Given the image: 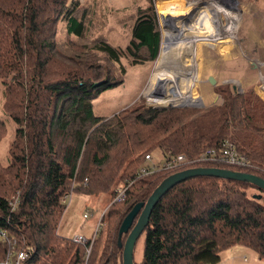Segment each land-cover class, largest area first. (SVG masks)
<instances>
[{
	"label": "trees",
	"instance_id": "trees-1",
	"mask_svg": "<svg viewBox=\"0 0 264 264\" xmlns=\"http://www.w3.org/2000/svg\"><path fill=\"white\" fill-rule=\"evenodd\" d=\"M147 2L120 49L101 35L85 38L90 21L80 0H0L3 109L17 125L9 163L0 164V262L24 251V264H121L127 236L118 237L122 220L167 176L219 167L264 179V103L250 90L236 94L219 87L220 103L208 109L135 107L111 116L94 113L92 102L101 92L123 84L125 63L154 62L159 54L158 19L153 1ZM155 4L159 10L164 5L163 0ZM61 22L64 41L58 38ZM160 65L157 60L149 84L162 100ZM169 71L163 72L166 83ZM155 99L145 94L143 102L157 106ZM4 133L0 120V139ZM224 141L250 167L194 163ZM159 150L165 160L183 156L182 168L137 177L145 155ZM120 188L125 196L113 202ZM15 193L12 209L9 200ZM73 193L111 196L106 225L88 257L89 243L73 244L58 235L66 211L63 198ZM262 195L248 182L206 176L174 185L153 207L139 238L141 260L133 258V264H217L220 253L234 245L252 249L264 261Z\"/></svg>",
	"mask_w": 264,
	"mask_h": 264
},
{
	"label": "rangeland",
	"instance_id": "rangeland-1",
	"mask_svg": "<svg viewBox=\"0 0 264 264\" xmlns=\"http://www.w3.org/2000/svg\"><path fill=\"white\" fill-rule=\"evenodd\" d=\"M152 1L158 19L159 33H161L159 54L154 62H143L142 65L128 66L127 63L122 62L126 68L123 84L114 87L113 90L101 92L99 97L92 102V108L96 115L111 116L114 112L135 107L208 109L220 103V97L215 89L222 86L233 89L236 94H243L244 91L250 90L257 100L260 99L264 103V0H163L164 5L161 10L155 4L156 0ZM178 3H183V6L175 8L174 5ZM80 5L86 7V15L90 21L85 38L92 40L101 35L114 47L123 49L130 38V27L135 20L136 13L140 8H145L149 4L147 0H80ZM196 16L197 18H195ZM233 18L237 19V22L225 34L224 28L228 27ZM207 21L216 26L209 29H214L215 32L216 29H220L222 35L210 37L211 40L208 42L210 45L200 43L195 63L184 59V63L189 62L190 72L194 69L193 65H198V81L192 83L191 88L189 79L192 76L183 73V76L180 75L179 79L176 76L175 79L174 65L177 63L176 60L179 62V59L184 56L182 46H186V42H195L191 44L194 51V46L198 44L196 42L205 40L201 35H207V32L202 28V25ZM63 26L64 24L61 22L58 32L60 41L65 40ZM167 27H169L168 31ZM172 30H182L179 39L177 37L175 41L177 50L181 52V56L177 57L176 55V59L173 47L170 53H167L163 48V41L167 35L170 36ZM157 60L161 63L160 72L164 77V83L162 82L159 87L160 98L164 102L159 100L158 91H155L149 84ZM183 62L181 63L183 64ZM169 68L171 78L169 77L170 79L166 83L163 72L168 74ZM209 78L214 81L213 85L209 83ZM177 79V83H172ZM3 89V84L0 81V120L5 125V133L0 139V164L5 166L9 163L8 150L14 141L17 125L11 121L3 109ZM175 93L179 95L177 101H171ZM145 94H151V96L155 94L157 106L145 104L143 102ZM191 95L197 96L199 104L196 105L193 101H188V99L193 100ZM165 104L171 106H164ZM150 155L152 163L162 165L165 158L160 150ZM217 165L223 166L224 164L217 163ZM249 193L258 192L251 190ZM16 194L12 195L9 200L12 209L16 206ZM263 197L262 195L261 199ZM110 203L111 196L108 194L99 196L70 194V199L65 202L64 217L62 216L59 222V234L69 236L65 237L68 239L75 234H82L86 239H89L98 220L102 224L101 230L105 227L106 211ZM85 213H89L87 220L82 218ZM142 241L143 238L139 239L135 245V262L141 260ZM246 259L248 260V258Z\"/></svg>",
	"mask_w": 264,
	"mask_h": 264
},
{
	"label": "water",
	"instance_id": "water-1",
	"mask_svg": "<svg viewBox=\"0 0 264 264\" xmlns=\"http://www.w3.org/2000/svg\"><path fill=\"white\" fill-rule=\"evenodd\" d=\"M209 83L214 84V81L209 78ZM184 107V106H180ZM212 177L221 178L225 180H234L239 182L250 183L256 186L259 190L264 191V179L254 176L252 174H243L238 171H231L223 168H207V167H193L187 170L177 171L174 174L167 176L160 184L151 192L145 203H138L134 205L131 211L124 217L118 230V237L123 234H127L126 240L122 248L121 264H133L134 248L148 225V220L153 207L158 203L160 198L166 194V192L173 188L174 185L188 180L192 177ZM261 196L258 197L260 199ZM264 203V197H263ZM135 222L133 223V221Z\"/></svg>",
	"mask_w": 264,
	"mask_h": 264
},
{
	"label": "built area",
	"instance_id": "built-area-1",
	"mask_svg": "<svg viewBox=\"0 0 264 264\" xmlns=\"http://www.w3.org/2000/svg\"><path fill=\"white\" fill-rule=\"evenodd\" d=\"M194 163H222L226 166L229 167H236V168H241V169H247L250 167V162L247 161L239 152L237 151L236 147L230 144L227 141H224L217 149H206L205 151L202 152V154L194 160ZM183 162H185V159L183 156L178 155L170 160H165L163 161L162 165L161 164H155L152 163L151 160V155L147 154L145 155L144 158V166L141 167L137 173V177L142 178L145 176H148L150 174L159 172V170H164L167 172H174L175 170H179L183 166ZM192 163V162H188ZM186 163V165L188 164ZM125 188H120L116 192V197L113 202L121 201L123 200L125 196ZM70 199V194L65 195L63 198V202H67V200ZM89 217V213H85L82 215L83 220H87ZM95 230L92 234V236L89 239H86L83 235L81 234H75L70 238L71 242L74 244H85L89 243V248L86 251V256H89V251L91 248V245L94 241L95 236L99 233V231L102 228V224L98 220L96 223ZM4 238V233L0 232V239ZM15 242L13 241V244ZM28 255L27 252L24 251H19L16 255L10 253L7 255L6 259L3 260L0 264H24Z\"/></svg>",
	"mask_w": 264,
	"mask_h": 264
},
{
	"label": "bare ground",
	"instance_id": "bare-ground-1",
	"mask_svg": "<svg viewBox=\"0 0 264 264\" xmlns=\"http://www.w3.org/2000/svg\"><path fill=\"white\" fill-rule=\"evenodd\" d=\"M222 10V9H221ZM223 13H225V12H223ZM214 14H215V12H214ZM208 16V15H207ZM223 17H224V15H223ZM226 17H230V16H226ZM232 17V16H231ZM235 17V16H234ZM195 18H197V16L195 17ZM218 19V18H217ZM227 19V18H226ZM175 21V20H174ZM205 21V20H204ZM228 21V20H227ZM176 22V21H175ZM216 22V21H215ZM235 22H237V19H235V18H233L232 19V21L229 23V25H228V27H225L224 28V33L225 32H229V30H231L233 27H234V23ZM219 23V22H218ZM221 23V22H220ZM219 23V24H220ZM213 26H215V24H211L210 22H204L203 23V25H202V28H204L205 30H206V32H207V35H204V34H202L201 35V37L202 38H205V40H197L198 42H196V43H198V44H196L194 47H195V50L193 51V47L191 46V44L192 43H195V42H186V46L184 45V46H182V48H183V50H184V56L182 57V58H180L179 59V62L176 60V64L174 65V73H175V79H176V76H178V79L180 78V75L181 76H183V73H187L188 75H190V76H192L190 79H189V81H190V85H191V88H192V83H196L197 81H198V65L196 64V65H193V71L192 72H190L189 71V68H188V64H189V62H183L184 61V59L186 58V59H188V61H192V63H195L196 61V58H197V56H198V54H199V45H200V43H203L204 45L205 44H207L210 40H211V38H214L215 36H221L222 34H220V33H222L221 31H220V29H216V32H215V30L213 29H209V28H211V27H213ZM219 26V25H218ZM222 26V25H221ZM216 27V26H215ZM219 28V27H218ZM223 30V29H222ZM182 31V30H181ZM181 31H179V30H176V31H171L170 32V36H168L167 35V37L164 39V41H163V48H164V50L167 52V53H170V51H171V48L173 47V50H174V54H175V59L177 58V57H180L181 56V52L179 51V50H177V45H175V41L177 40L176 38L178 37V39H179V37H180V35L182 34V32ZM184 32V31H183ZM206 32H202V33H206ZM226 34V33H225ZM174 37H175V39H174ZM211 37V38H210ZM217 37V38H218ZM216 38V39H217ZM204 41V42H203ZM215 42H217V41H215ZM218 43V42H217ZM207 45H210L209 43L207 44ZM193 51V52H192ZM176 52H179V54H176ZM192 52V53H191ZM176 55H177V57H176ZM199 60V59H198ZM181 62H183V64L181 63ZM199 62V61H198ZM183 67V68H182ZM183 69V70H182ZM178 79L175 81V82H172V83H177V81H178ZM186 79V78H185ZM185 81V80H184ZM179 83V82H178ZM174 85V84H173ZM179 85V84H178ZM177 92V91H176ZM181 95V94H180ZM178 96L179 95H176V93H175V96H172V99H171V101L173 100V101H177V98H178ZM192 96V95H191ZM188 97V96H187ZM193 97V100H189L188 99V101H193V103H196V105H197V103L199 104V99L197 98V96H192ZM171 104V103H170ZM172 105V104H171ZM171 105H167V104H165L164 106H171Z\"/></svg>",
	"mask_w": 264,
	"mask_h": 264
},
{
	"label": "crops",
	"instance_id": "crops-1",
	"mask_svg": "<svg viewBox=\"0 0 264 264\" xmlns=\"http://www.w3.org/2000/svg\"><path fill=\"white\" fill-rule=\"evenodd\" d=\"M58 235H61V233L59 234V229ZM61 236L69 237L67 235ZM217 264H264V261L259 260L252 249H247L241 245H234L220 253V261Z\"/></svg>",
	"mask_w": 264,
	"mask_h": 264
}]
</instances>
